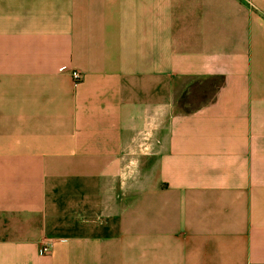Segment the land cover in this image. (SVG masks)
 Wrapping results in <instances>:
<instances>
[{
	"label": "crops",
	"instance_id": "crops-1",
	"mask_svg": "<svg viewBox=\"0 0 264 264\" xmlns=\"http://www.w3.org/2000/svg\"><path fill=\"white\" fill-rule=\"evenodd\" d=\"M0 264H264V0H0Z\"/></svg>",
	"mask_w": 264,
	"mask_h": 264
},
{
	"label": "trees",
	"instance_id": "trees-1",
	"mask_svg": "<svg viewBox=\"0 0 264 264\" xmlns=\"http://www.w3.org/2000/svg\"><path fill=\"white\" fill-rule=\"evenodd\" d=\"M226 83V76L216 75L194 79L187 89L178 96L176 110L181 113L193 112L216 100L220 89Z\"/></svg>",
	"mask_w": 264,
	"mask_h": 264
},
{
	"label": "built area",
	"instance_id": "built-area-1",
	"mask_svg": "<svg viewBox=\"0 0 264 264\" xmlns=\"http://www.w3.org/2000/svg\"><path fill=\"white\" fill-rule=\"evenodd\" d=\"M62 70H65V68H62ZM71 74L74 80H79L81 78V73L78 70H73ZM49 247H50L49 241H45L43 243V248H42L43 252L49 251Z\"/></svg>",
	"mask_w": 264,
	"mask_h": 264
},
{
	"label": "rangeland",
	"instance_id": "rangeland-1",
	"mask_svg": "<svg viewBox=\"0 0 264 264\" xmlns=\"http://www.w3.org/2000/svg\"><path fill=\"white\" fill-rule=\"evenodd\" d=\"M181 95V94H180Z\"/></svg>",
	"mask_w": 264,
	"mask_h": 264
}]
</instances>
